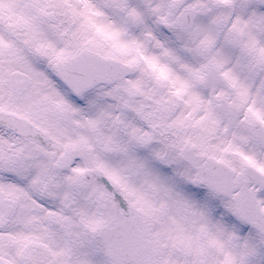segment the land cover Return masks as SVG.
<instances>
[{
	"label": "snow or ice",
	"instance_id": "snow-or-ice-1",
	"mask_svg": "<svg viewBox=\"0 0 264 264\" xmlns=\"http://www.w3.org/2000/svg\"><path fill=\"white\" fill-rule=\"evenodd\" d=\"M0 264H264V0H0Z\"/></svg>",
	"mask_w": 264,
	"mask_h": 264
}]
</instances>
